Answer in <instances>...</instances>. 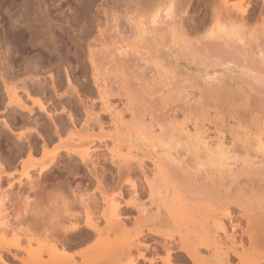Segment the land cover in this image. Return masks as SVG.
<instances>
[{"label":"bare ground","instance_id":"6f19581e","mask_svg":"<svg viewBox=\"0 0 264 264\" xmlns=\"http://www.w3.org/2000/svg\"><path fill=\"white\" fill-rule=\"evenodd\" d=\"M23 1L31 5V0ZM32 1L35 8L31 22L22 23L29 15L26 8L30 7L26 5V8H18L7 17L6 37L18 45L20 56L25 58L23 48L33 45L41 47L50 56L53 53L59 55L63 47L76 45L79 37L61 30L60 36H57L53 30H46L44 26L50 22L46 0ZM190 1L132 0L125 2L120 12H117V2H112V12L104 11L105 29L101 30V34L98 32V44L92 43L96 46H90L92 49L88 53L100 111H96L95 103H92L84 109L85 116L81 122L71 109L66 111L61 105L58 112L67 115L68 122L56 126V136L67 138L69 145L61 151L64 159L76 158V168L84 167L93 177L96 185L92 196L96 203L90 205L86 198L73 192L72 203L67 204L81 213L71 217L77 219L83 215V221L64 229L49 227L41 250L28 249L21 231L13 236L12 242L4 244L1 241H5L7 235H0V264H78L77 255L69 253L73 246L71 239L78 234L81 235V245L89 241L93 243L86 254L95 249L99 251V257L94 261L87 259L85 254L78 255L83 257L81 264H107V228L118 230L125 225L124 220L131 218L139 223L155 220L172 230L170 233L153 228L148 231L149 235L162 240L163 255L156 253L157 258L153 255L145 257L142 250L148 245L145 246L141 232H137L124 244L121 257L115 264H139L138 260H143L144 264H155L156 261L160 264H181L182 256L174 254V248L192 264H264V174L254 171L250 179L238 178L244 167L254 165L251 160L264 159V0H257L262 3L259 7L252 5L253 0H242L234 6L229 5V0H222L223 6L219 10L212 7L210 22L205 15V21L198 27L190 25L185 19ZM39 21L43 23L45 34L34 44V34L38 31L35 23ZM163 50L168 52L166 58ZM169 56L174 57L177 67L181 56L200 64L207 62L208 66L213 61L232 65L233 77L230 82L218 78L214 84V81L196 73L185 71L184 77L175 71L170 73L165 70L168 65L170 67ZM122 61H137L138 67L142 62L149 70L151 80L145 79L149 82L150 95L160 97L156 100L160 107L154 114L146 110L147 114L140 113L143 108L141 100L131 90L133 67H119ZM30 64L34 65L33 68H40L39 73L46 68L47 72L44 71L41 76L44 78L38 72L35 77L31 76L29 64L20 65L18 69L10 67L0 45V85L6 99L1 116L14 110L33 113L38 109L47 113L46 104L50 103L51 97H37L36 101L31 98L32 91L45 95L41 93L48 85L46 75L50 78L53 95L59 97L56 82L59 73L55 75L54 66L48 64L50 66L46 67L42 59ZM65 72L68 85L72 86L67 68ZM177 75L183 77L184 88L188 90L192 87L196 94L186 92L184 88L182 92L172 89ZM72 77L77 80L76 74ZM11 81L15 84L10 85ZM187 82L192 85H187ZM243 88L249 91V95L252 94L253 102L259 104L256 106H260L261 116L255 120L256 123L247 124L248 127L240 126L243 131L238 128L235 131L227 121L215 123L214 116L219 111L215 103H231L235 90ZM193 94L198 97L195 101L189 99ZM205 96H214V100L210 98L205 102ZM24 97L33 102L27 104ZM119 97V103L114 102ZM173 104L182 113V120ZM222 104L220 108L224 115L226 103L224 109ZM211 110L215 112L214 116ZM108 116L109 129L103 121ZM146 116H149L148 120ZM5 122V117H0V125ZM209 123L215 124L214 137L211 136ZM227 133L230 134L231 145L226 142ZM21 137H17L18 141L24 136ZM58 156H46L49 159L37 169L36 177L32 174L35 169L27 168L26 164L21 171L8 174L7 178L11 179L9 189H22L26 184L22 178L31 186L42 180L53 169ZM107 159L115 167L118 177L129 173L133 166L139 170L140 186L134 178L127 180L126 186L118 187V197L130 195L133 198L131 203L115 205L114 200L106 199L103 194L98 167L101 166L100 160ZM4 172L5 165L0 159V174L3 176ZM15 174L20 178L16 179ZM139 187L148 193L151 209L138 204ZM6 199H0V206ZM152 208L156 210L155 214L152 213L154 216ZM130 210H135L137 216L131 215ZM135 251L138 252L137 257Z\"/></svg>","mask_w":264,"mask_h":264},{"label":"rangeland","instance_id":"374dc122","mask_svg":"<svg viewBox=\"0 0 264 264\" xmlns=\"http://www.w3.org/2000/svg\"><path fill=\"white\" fill-rule=\"evenodd\" d=\"M221 1L222 0H191L185 15L186 21L190 25L198 27L203 23V21H205L204 16L208 15L207 21L209 23L212 18V7L219 10L223 6ZM241 1L242 0H229V5L234 6L239 4ZM45 2L47 3V8L49 11L47 14L50 21L44 26L46 30H53L57 36H60L59 32L61 30L63 32H69V34L73 37L75 35V38L79 37L78 41H76L77 46L69 45L70 47H63L59 55H56L57 53H53L50 56L46 51L41 49V47L33 45L31 47L23 48L25 52L24 58L21 57L18 52V45L6 37L8 29L6 23L8 15L13 14L18 8H26L25 5L29 6V4L25 3L23 0H0V45L2 47V53L6 56V63H9L10 67L13 66L15 69H18L20 65L29 64L30 75L32 76L38 72V69L40 71V68H33L34 65H31L30 62L42 59L43 62L47 64H44L46 67L50 65V67L54 66L53 68L55 70V75L59 73V77L56 80L57 85L59 86V97H55L53 95V91L50 87V78L47 77V75L43 76L47 78L48 85L46 84L47 86L45 87L44 93L40 92L41 94L45 95L40 96L36 93V91H32L33 97L31 98L34 101L38 99L37 97L43 99H46L47 97L52 98L50 103L46 104L47 113H50L49 115L39 111L38 109H35L33 113L19 112L18 110H14L9 111L6 116H1V113L5 110L6 99L4 96V90L0 85V117H5L6 119V122L0 125V159L5 165L4 175L2 176L0 174V199L3 197L7 198L6 201H4V203L0 206V235H7L5 241L2 240L1 242L3 244L6 242H12L14 240L13 236L18 232L20 233L21 231L20 234L23 237L25 236V246L27 244L28 249L31 248L30 250L35 251L41 250L45 232L48 231L49 227V229H51L52 226L55 228L57 227L59 229H64L70 227L75 222L83 221V215L77 219H73L71 217L81 213L76 208H71L68 206L70 201V203H72L71 198L73 197V192L86 198L88 204L90 205L96 203L95 198L92 196L94 187L96 185L93 177L89 175L84 167L81 166L79 169L76 168L78 164L76 162V158L64 159V153L61 152L62 150L66 149V147H69V145L67 138L59 139L58 136H56V126L57 124L59 126H62L60 124L63 123L66 124L65 122H68V119L65 117L67 115L64 113H61L60 115L58 110H60L61 105H64L66 108L65 110L67 111V109H71L75 114V117L79 118L81 122L85 116L84 109L88 108L92 103H95L96 111H100L98 92L94 88L91 70L88 63V53L92 47L94 48L96 46L95 44V46L92 45V43L98 44V38L100 39L99 36L101 34V30L105 29L106 16L104 15V11H107L108 13L112 12L111 7L114 5H112V2H117V9L119 10L118 6H120V10H116L117 12H120L122 9H124V5H126V3L132 2V0H46ZM253 3L254 4L252 5L257 7L262 4L257 0H253ZM29 7L30 8H26V11H29V15L27 14L25 16L22 23L27 24L28 22L32 21V12L35 8L34 1L31 0V5ZM35 24L37 26L36 30L38 31L34 34V44L42 39V37L44 38L45 34V32L42 30L44 29L43 23L39 21ZM76 35L79 36L76 37ZM162 54L166 58L168 52L163 50ZM167 61L171 63L170 67L168 65L165 70H169L170 73L175 71L177 74H181L183 76L184 72L188 71L201 75L203 78L211 80V82L214 81V84L218 82V78H222L224 81L227 79L229 81L226 80L225 82H230V79L233 77L232 65H222L219 62L213 61L212 64L208 66L207 64L209 63L207 62L200 64V62H195L192 60V58L189 59V57L184 56L180 57L179 62L177 63L178 67L175 65L176 63L173 56H169ZM122 63L124 64L122 65ZM137 64V61H122L121 66L119 65V67H133V70L131 71L134 74L131 73L133 76L130 75V77L133 79L131 90L141 100L139 101L143 108L140 113L142 114L145 112V114H147L148 112L146 113V111H151V114H154L155 110H158L160 107L159 101H156L160 97L159 95H154L153 97L150 95L151 91L149 89V82L146 79L150 78L151 80V77H148L151 76V74H149V70L144 68L142 62L140 64L141 66L139 65L140 67H138ZM66 68L68 69L71 76L72 86L68 85L69 82L67 80V75L65 74ZM45 69L42 70V73L44 71L47 72ZM42 73L40 72L38 75L41 77ZM74 74H76L77 80L72 77ZM182 76L180 77L177 75L176 82L174 86H172V89L181 91L186 86H183L184 84L182 81L184 79L182 78L184 76ZM9 83L10 85L15 84L14 81ZM189 83L192 85L191 82H187L186 84L188 85ZM69 87H71L70 91L68 89ZM184 89L189 93L196 94L197 92L194 88L192 89V87L188 88L189 91L186 90V88ZM247 91L246 88L244 90H235L233 100L234 102L230 100L231 103H228L229 101H227L223 102L222 104V101L217 100L220 102L219 104L215 103L217 102L215 101L214 103L216 105L218 104L217 110L220 112L216 111V116H214L215 112L211 110V113L214 116V122L221 124L222 120L227 121V123L232 125L231 128L234 127L233 129H235V131L237 128L239 131H243V129L239 128L240 126L246 125V127H248L252 125V123H256L259 115L261 116V109L259 108L260 106H256V104H258L256 101L253 102L251 96L252 94L249 95L250 93ZM194 94L193 96L190 95L189 99L193 98L194 101L197 100L198 97ZM207 96H205L206 101L205 97L203 98V101L207 102L210 100V98L214 100V96L210 98H207ZM25 98L26 97H24V100ZM120 99V97L116 98L114 102L119 103ZM29 100L26 98L27 104L30 105V102H33V100ZM205 102L204 104L206 105ZM224 103H226V108L223 106ZM221 104L223 109H226L223 110L226 111L223 112L224 115L221 113ZM173 106L175 107V110H177V114H179L178 116H180L179 119L182 120V113L176 104H173ZM126 117L129 118L128 115ZM172 117L173 116L170 118L173 119ZM109 119L110 116L103 119L104 123L106 122L105 124L107 129L111 127L109 126ZM145 119L148 120L149 116H146ZM77 122L79 123V121ZM4 124H6V126H4ZM213 125L215 124H208V127L211 129L210 133L212 137H214L215 133V126ZM19 135L22 137L24 136L23 138L21 137L22 139L20 141L17 139V137H20ZM229 135V133L226 134L227 144L230 143ZM214 141L216 143L215 139ZM125 153L126 152L124 151L122 152L124 155ZM55 154H59L57 163L54 165L53 169L42 178V180L31 186V184L28 183L25 178H22V180L26 183L22 189L15 188L14 191L9 189L8 183L11 179L7 178L8 174H14L17 172V170L21 171L23 166L26 164L27 168L29 167V169H35L32 171V174L36 177L38 173L37 169L44 163V161L49 159H47L46 156L48 157L49 155L52 156ZM253 160H251V162H253L252 164H254L253 166L250 163V166L246 164L247 166L245 165V169L243 168L239 173L241 178H238L240 180H246L247 177V179H250L251 176H253L254 171H258L260 173L262 172V174H264V159L259 157L254 158ZM100 162L102 167H98L99 178L104 187L103 194L105 195L106 199L112 201L114 200L113 203L115 205L118 203H131L133 198L130 195L118 197V187L126 186L127 180H132L134 178L137 182V185L140 186V172L137 167L133 166L129 173L118 177L115 167L110 163V161H108V159L100 160ZM128 176H130V178ZM14 177H16V179L20 178L18 174H15ZM138 200L139 202H137L139 205L141 204L142 206L144 205L143 207L151 209L149 195L145 190H139ZM97 203H100V201H97ZM152 210L153 211H151V214H155L156 210L154 208H152ZM130 213L131 215L137 216V212L135 210H130ZM124 224L125 225L118 230H112L110 227L107 228L108 244L105 249V262H107V264H115V262L120 259L124 244L127 242V240L129 242L137 234V232H141V236L144 237L143 242L145 243V246L148 245L142 250L145 257L151 258L155 256V258H157L156 253L158 255H163L164 251L162 250H164V248L162 243H160L162 240L149 235L148 231L150 228H153L165 233H170L172 230L170 227L160 225L155 222V220L143 221L139 223L132 218L129 220H124ZM18 229L19 231H17ZM22 233H24V235ZM80 236L81 235L78 234L72 237L71 244L73 246L69 250L70 255H77L76 260L78 264H81L83 261V257L78 256L80 254H85L87 259L91 261L96 260L99 257L98 249L93 250L90 254H86L87 250L92 246L93 243L89 241L87 244L81 245L79 243ZM173 250L175 252L174 254H181V264H192V262H190L189 259H186V257H183V254L177 249L174 248ZM137 253L138 252L136 251L134 252L136 257L138 255ZM125 262H128L127 258L125 259ZM158 262L159 261H156L155 264H160V262ZM138 263L144 264V261L138 260Z\"/></svg>","mask_w":264,"mask_h":264}]
</instances>
